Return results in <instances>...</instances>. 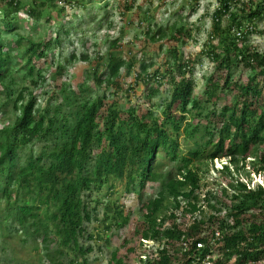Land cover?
<instances>
[{
  "label": "trees",
  "instance_id": "obj_1",
  "mask_svg": "<svg viewBox=\"0 0 264 264\" xmlns=\"http://www.w3.org/2000/svg\"><path fill=\"white\" fill-rule=\"evenodd\" d=\"M85 1L0 0V94L4 97L0 101V239L16 226L14 230L20 228L33 242L41 240L52 264H64L67 256L71 264H86L78 262L87 253L80 243L85 222L98 221L96 238L104 239L102 232L123 229L130 221L129 210L115 197L116 183L126 180L124 193L141 198L147 184L160 186L156 197L143 205V220L134 222L140 239L158 243L148 255L139 254L143 264H192L197 257L214 253L213 264L263 261L264 185L253 186L252 179L245 182L236 177L248 158L254 175L264 172V150L259 151L264 146V51L248 42L252 28L264 19V0H219L209 34L210 48L203 52L215 65L205 87L206 101L215 106L225 91L235 96L221 110L205 115L201 100L194 98L195 62L179 47L190 38V31L176 24L153 30L148 14L156 0H144L138 6L137 0L120 4L125 11L136 9L145 14L140 21L145 36L139 59L132 45L123 52L119 37L111 41L104 58L96 59L97 65L91 63L97 67L98 59L104 60L106 72L98 74L91 68L85 82L76 88L63 80L68 64H59L47 74L41 62L50 59V52L62 44L61 36H69L71 30L62 23L35 40L18 34L20 18L29 17L33 26L48 23L55 27L66 16L68 6L83 8ZM158 2L160 6L166 3ZM164 40L169 43L166 60L149 72L155 67L148 56L151 47L158 46L161 52ZM81 59L90 60L88 55L78 58L72 54L68 62ZM149 59L152 61L146 64ZM135 68V83L158 84L148 88V102L165 88L162 78L170 87L161 117L153 107L124 109L117 98L111 99L121 94L130 100V88H125L121 72L126 69L128 76ZM239 70L252 73L243 81L235 74ZM89 79L104 93L93 91ZM27 81L30 87L24 85ZM45 86L50 89L44 92L47 98L41 106L37 91ZM8 113L13 114L12 121L6 119ZM189 114L194 119L205 116L210 125L185 130L188 138L201 133L206 141L182 155L178 138ZM216 159L223 163L219 170L232 180L225 188L203 195L206 183L200 164H212ZM170 164L174 171L166 170ZM104 188L115 199L103 206V218L98 220L94 214L99 209L83 197ZM42 206L46 207L45 218L38 214ZM218 231L221 238L215 235ZM198 242L206 243L205 249H197ZM212 242L214 252H210ZM184 243L188 244L186 252ZM135 251V247L129 248L122 257L114 251L108 264H125L124 258Z\"/></svg>",
  "mask_w": 264,
  "mask_h": 264
},
{
  "label": "rangeland",
  "instance_id": "obj_2",
  "mask_svg": "<svg viewBox=\"0 0 264 264\" xmlns=\"http://www.w3.org/2000/svg\"><path fill=\"white\" fill-rule=\"evenodd\" d=\"M144 0H137V6L143 4ZM159 0H156L157 5L153 6L148 14L149 22L153 30H157L158 27H171L173 25H185L190 31V38H186V43L184 45H179L181 51L186 55V57H192L195 62V69L193 73V79L195 81V90L194 98H199L201 105L205 114L212 111L213 109L221 110V108L230 103L233 100L234 92L230 93L225 91L221 93L220 99L216 101L214 106L212 103L206 101L205 87L207 84L208 78L214 72V62L209 56L206 55V52L209 50V34L212 30L213 24V14L214 11L219 6V0H161L166 1L163 6L159 5ZM250 1V0H244ZM259 1V0H253ZM127 2L130 4V0H86L84 2L85 7H74L68 6L66 16L63 17L66 22L59 21L60 23L57 26L56 22L55 27L48 23H45L40 26H33L32 20L29 17L24 16L20 18L19 22V32L18 34L23 37L35 38L39 40L43 38L45 33H50L55 31V28L60 27L63 23L67 28L71 30L69 36H61L62 44L60 47L53 49L50 52V59L48 61L41 62V67L47 70L48 73H52L56 67L60 65L68 64V72L64 76L63 80L71 83L75 88L85 82L87 71L91 68H94L98 71V74H103L106 72L105 61L102 59L99 60V65H97L96 59L98 57H105L107 53L110 52L111 48L109 44L112 40L122 37L123 52H127L126 49L130 48L132 45L135 51H138L137 58L141 57L140 43L144 39V29L140 24V21L144 19V12H137L139 10L131 9L125 11L122 7V3ZM107 4V6H106ZM122 4V5H120ZM126 4V3H124ZM145 4V2H144ZM159 5V6H158ZM136 8V7H135ZM193 8L195 11H193ZM146 7L144 8V10ZM192 12V13H191ZM228 20L225 18L223 25L227 24ZM110 24H112L110 26ZM256 27L252 28L248 42L255 46L261 52L264 51V19L257 22ZM163 50L159 52L158 46H152L149 52V57L153 59L155 67H150L149 72H152L156 67L160 66L166 60L165 51L169 47V43L164 40ZM217 44V41H215ZM72 54H76L79 58L82 55H88L90 60L83 61L78 60L75 63L68 62ZM129 55V54H128ZM152 60H147L145 63L148 64ZM94 62L95 65H91ZM93 64V63H92ZM23 65V64H22ZM136 68L131 75L126 76V69H123L121 74L124 77L126 82L125 88H130V100L128 97H122L121 94L111 99L117 98L119 104L124 108L129 107H139V108H149L153 107L155 113L158 117L162 116V112L165 108V100L169 98L168 94L170 92V87L167 85V82L162 78L161 81L165 83V88H163L159 95L154 96L151 102L147 100L148 88L157 87L156 81H150L149 85L144 84L143 82L135 83L136 81ZM162 72L164 68L161 69ZM24 72V71H23ZM251 71H241L236 72V76L240 77L243 81L251 75ZM18 81L20 76L17 77ZM26 87H30V82L27 81L24 84ZM20 87V84H18ZM48 86V83H47ZM47 86L38 89L37 95L39 96V104L41 106L45 105L46 96L44 92L49 90L50 87ZM88 86L92 87L93 91H97L100 94L104 93L103 89H97L95 82L89 79ZM110 92V91H108ZM121 93V92H120ZM93 94H96L94 92ZM220 94V93H219ZM111 96V95H110ZM109 96V100H110ZM13 98L17 97V93L12 96ZM3 95L0 94V101L2 100ZM13 114L8 113L6 119L12 121ZM203 117H198L194 119L192 114L188 115V123L182 125V129L179 135L180 142V153L182 155H187L191 150L198 148L197 143L202 144L206 141V138L200 137L188 138L186 134V129L191 130L193 127H196L197 124L202 125V128L206 126L208 121ZM189 125V126H188ZM210 125V124H209ZM264 150V146L260 148L259 151ZM162 155V154H161ZM256 156V155H254ZM164 157L165 155H162ZM250 159L246 160L245 168L240 171V174L236 178L249 182L252 179L253 186L256 184L264 185V172L259 171L254 175L253 166L249 163ZM252 160V159H251ZM256 161V160H255ZM257 162V161H256ZM216 165V167L214 166ZM201 167V175L203 177V183H206L201 194H206L208 191H218L220 188H225L227 182L232 180V178L224 173L222 170H219L223 163L221 160H215L214 163L210 164L204 162ZM243 163H240L242 166ZM174 166L170 164L166 170H175ZM125 182H117L115 189V197L119 198L120 204L125 207V210L130 212V221L127 222L126 226L123 229H118L113 227L112 230L105 233L102 232L104 239L96 238V234L99 232V223L97 222H85V233L80 236V243L87 249V253L84 257H79V263L86 264H108L109 260L112 257L114 251L119 252V256H125L129 248H136L135 252L129 253L128 258H124L125 264H143V261L140 259L143 256L148 255L152 248L158 246V243L148 242V244L143 243V240L137 236L135 230H137V224H134L136 221L143 220V211L142 207L146 203L147 199L156 197L157 192L159 191L158 184H147L146 187L142 190L141 197H138L135 193L125 194ZM232 192H229L231 195ZM107 194V188H104L100 193L92 192L85 193L84 199L86 202L91 205L92 208H98L99 211L93 213L94 216L97 215L98 220L103 218V206L107 202L115 199V197H109ZM203 195L200 198L203 199ZM200 199V203H203V200ZM100 200V201H96ZM99 202V203H97ZM42 208L38 211L40 217L45 218L44 209ZM7 223H11L10 220H7ZM16 226L12 228L13 232L10 233L6 238L0 239V264H52L48 261L46 257V252L43 250V244L39 239L38 242H33L31 237L26 236L24 232H21L20 228L14 230ZM101 228V227H100ZM103 228V227H102ZM106 231V230H105ZM54 234V231H51V236ZM90 236H94L92 238ZM128 240L125 243V240ZM50 252H53L55 249L54 244L50 245ZM53 253H51L52 255ZM70 256L63 258L64 264H71ZM234 263L232 260L231 264ZM258 264H264V260Z\"/></svg>",
  "mask_w": 264,
  "mask_h": 264
},
{
  "label": "built area",
  "instance_id": "obj_3",
  "mask_svg": "<svg viewBox=\"0 0 264 264\" xmlns=\"http://www.w3.org/2000/svg\"><path fill=\"white\" fill-rule=\"evenodd\" d=\"M216 237L217 238H221V233L218 231L215 233ZM148 242H151V241H146V240H143V243H146L148 244ZM153 243V242H152ZM187 243H184V246H185V249L184 251L186 252V250L188 249L187 248ZM206 247V243L204 242H198L197 243V249L199 250H202V249H205ZM210 252H214V246H213V242L210 246ZM217 259V255L216 253L214 254H208L206 257L204 258H200V257H197L193 262L192 264H213L214 261Z\"/></svg>",
  "mask_w": 264,
  "mask_h": 264
}]
</instances>
